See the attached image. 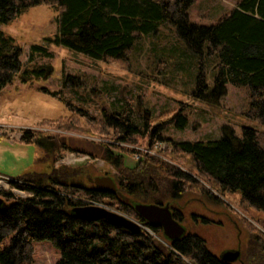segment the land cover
<instances>
[{"label":"trees","instance_id":"trees-1","mask_svg":"<svg viewBox=\"0 0 264 264\" xmlns=\"http://www.w3.org/2000/svg\"><path fill=\"white\" fill-rule=\"evenodd\" d=\"M195 1L0 0V23L10 24L27 8L51 5L57 11L54 41L94 60L107 61L126 59L142 34L171 22L192 51L206 50L218 59L213 88L209 90L202 70L194 96L212 102L226 95L228 83L247 86L251 100L248 115L264 122V0H238L231 11L211 25L189 20V8ZM30 50L25 66L21 45L0 28V91L17 75L24 82L52 75L50 62L36 60L52 53L37 44ZM120 106L119 111L105 109L102 117L85 109V123L68 118L45 120L42 124L49 130L79 129L93 136L98 134L103 139L98 141L103 160L115 169V191L99 189L92 181L83 183L80 176L84 163L76 167L55 165L57 153L72 148L65 135L41 129L23 130L22 140L41 145L50 158L52 152L55 156L47 165L51 170L19 177L24 184L12 181L31 191L32 196L16 198L11 191H2L7 207L0 210V263L33 264L34 241L48 239L61 251L57 264H236L213 253L198 233L186 231L182 238L168 240L162 227L152 225L135 211L136 202H169L174 217L183 222V209L175 205L176 199L189 188L208 191L197 176L180 165L129 147L168 140L167 147L177 152L179 159L194 160L198 175L212 188L221 194L238 195L240 204L260 214L256 217L258 225L247 222L250 247L246 255L240 253L239 261L264 264V131L250 126L243 128L241 136L227 129L216 140L178 141L165 137L163 131L164 123L171 120L175 127L185 128L189 115L182 109L168 119L161 116L151 125L147 118L137 122L131 117L128 104ZM125 152H141L142 156L131 166L125 161ZM91 201L127 214L144 227L136 234L106 219L84 220L73 212L74 207Z\"/></svg>","mask_w":264,"mask_h":264},{"label":"rangeland","instance_id":"rangeland-1","mask_svg":"<svg viewBox=\"0 0 264 264\" xmlns=\"http://www.w3.org/2000/svg\"><path fill=\"white\" fill-rule=\"evenodd\" d=\"M237 1L196 0L189 8V20L198 25H211L231 11ZM56 13L51 5H36L22 11L10 24L0 23V28L17 39L24 50L21 61L25 66L29 63L30 48L36 44L52 53L49 57L38 56L36 60L50 62L53 66L48 78L24 82L17 75L13 83L0 91V121L8 126L4 130L6 135H13L0 144V174L9 177L6 186L0 188L4 198L1 193L6 190L16 198L32 196L31 191L15 186L12 181L24 184L19 177L51 170L47 165L54 159L53 152L50 158L41 145L26 143L14 135L27 128L65 135L72 148L57 153L59 159L55 165L63 163L67 167H76L84 163L85 169L80 176L83 183H90L88 175L91 178L114 176V167L103 160L102 146L98 143L103 139L97 137L98 134L93 136L79 129L49 130L42 126L45 120L68 118L85 123V109L95 117H102L105 109L119 111L122 103L128 104L131 117L137 122L147 118L151 125L160 121L161 116L168 119L182 109V113L189 115L185 128L175 127L172 120L164 123V136L178 141L216 140L227 129L241 136L243 128L250 126L264 131V122L248 115L251 100L247 86L228 83L226 95L212 102L194 96L202 70L209 90L213 88L218 59L208 55L206 50L203 53L192 51L171 22H164L152 33L142 34L126 59L103 61L54 41ZM169 142L166 140L162 146L160 157L180 165L208 188L206 192L189 188L176 199L175 205L183 209L186 231L200 234L216 255L221 256L232 249L246 255L250 247L247 222L258 225L256 217L260 214L240 204L238 195L221 194L212 188L198 175L194 160L190 157L179 159L177 152L167 147ZM129 147L140 150L146 145ZM136 160L135 153L125 152L127 164L133 166ZM149 231L159 239L163 238ZM34 250L33 264H57L61 257L60 249L48 239L35 240ZM235 263L242 262L238 259Z\"/></svg>","mask_w":264,"mask_h":264},{"label":"water","instance_id":"water-1","mask_svg":"<svg viewBox=\"0 0 264 264\" xmlns=\"http://www.w3.org/2000/svg\"><path fill=\"white\" fill-rule=\"evenodd\" d=\"M89 179L99 189L101 188L109 191L117 190L114 177L100 175L92 178L89 177ZM6 207V200L0 195V210H3ZM134 209L135 211H138L147 222L154 226L162 227L163 233L170 241L182 238L187 233L183 222L174 217V210H172L169 202L160 204L154 202H136ZM73 212L84 220L106 219L111 224L124 228L126 227L131 232L136 234L142 230V227H144V225L136 222L127 214L111 210L104 205L94 203H89L88 205H78L74 207ZM240 256V250L238 249L227 250L221 253L222 259L229 263H233L238 260Z\"/></svg>","mask_w":264,"mask_h":264},{"label":"built area","instance_id":"built-area-1","mask_svg":"<svg viewBox=\"0 0 264 264\" xmlns=\"http://www.w3.org/2000/svg\"><path fill=\"white\" fill-rule=\"evenodd\" d=\"M6 125L7 124H5V123L0 121V138H4V136H6L8 138H13V135H9V136L6 135L7 133H5V131H4L6 128H8V126H6ZM163 145L165 146V142L157 141V143H155L154 145H149V146L146 145V148H141L140 151L144 152V153L147 152V153H149L151 155H155V156H161L159 152H160V149H162ZM141 152L140 153L139 152L135 153L136 159H139L142 156ZM8 179H9L8 176L0 175V182H2V181L3 182H7ZM10 180H11V178H10ZM0 188H1V185H0ZM90 203H94V204H98V205H104V206L108 207L111 210L119 212L118 210H116L114 208H111V207L107 206L106 204H104L102 202L98 203V202H95V201H91ZM136 222L140 223L139 221H136Z\"/></svg>","mask_w":264,"mask_h":264},{"label":"crops","instance_id":"crops-1","mask_svg":"<svg viewBox=\"0 0 264 264\" xmlns=\"http://www.w3.org/2000/svg\"><path fill=\"white\" fill-rule=\"evenodd\" d=\"M22 134H23V133H20V132H19V133H16V134H14V135L17 136V137L22 138ZM5 138H6V136H5L4 138H1V139H0V144H3V143L6 141ZM0 175H1V174H0ZM2 175H3V174H2ZM3 176H4V175H3Z\"/></svg>","mask_w":264,"mask_h":264},{"label":"bare ground","instance_id":"bare-ground-1","mask_svg":"<svg viewBox=\"0 0 264 264\" xmlns=\"http://www.w3.org/2000/svg\"><path fill=\"white\" fill-rule=\"evenodd\" d=\"M6 184H7V182L5 183V182H0V185H4V186H6Z\"/></svg>","mask_w":264,"mask_h":264},{"label":"flooded vegetation","instance_id":"flooded-vegetation-1","mask_svg":"<svg viewBox=\"0 0 264 264\" xmlns=\"http://www.w3.org/2000/svg\"><path fill=\"white\" fill-rule=\"evenodd\" d=\"M237 261V260H236Z\"/></svg>","mask_w":264,"mask_h":264}]
</instances>
